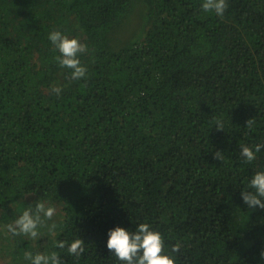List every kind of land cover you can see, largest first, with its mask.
Wrapping results in <instances>:
<instances>
[{"label":"trees","instance_id":"16d2710c","mask_svg":"<svg viewBox=\"0 0 264 264\" xmlns=\"http://www.w3.org/2000/svg\"><path fill=\"white\" fill-rule=\"evenodd\" d=\"M200 3L0 0V264L37 250L120 264L107 229L141 221L181 243L177 264H264V209L240 196L264 149L248 164L238 148L264 141V0L222 17ZM52 29L88 45L86 78L56 63ZM37 196L57 207L55 235L6 236ZM77 236L79 258L57 247Z\"/></svg>","mask_w":264,"mask_h":264},{"label":"clouds","instance_id":"9594fccd","mask_svg":"<svg viewBox=\"0 0 264 264\" xmlns=\"http://www.w3.org/2000/svg\"><path fill=\"white\" fill-rule=\"evenodd\" d=\"M228 7V0H201L200 8L205 13H214L222 17ZM47 39L54 46L57 55L56 63L67 70L68 79L80 81L86 78L88 69L81 61V56L88 52V45L76 36H69L60 29H52ZM51 93L59 96L62 86L54 84ZM249 129L253 121L248 119L245 124ZM214 127L224 128L222 119H216ZM239 156L245 163L251 164L258 159V154L264 149V141L255 143L240 142ZM223 152H214L216 159L221 160ZM247 187L240 192L242 201L249 209L259 207L264 209V166L256 167L247 179ZM58 215L57 207L38 196L27 204L22 211L10 222L3 224L6 236H27L33 240L41 237V228L46 227L49 234L55 235L59 225L54 219ZM57 247L66 248V252L79 258L85 251V242L79 236L66 242L56 241ZM105 247L120 264H177V255L181 250V243L177 242L167 250L165 240L160 231L149 222L141 221L133 228L115 225L107 229ZM27 264H62V259L56 252L28 251L24 254Z\"/></svg>","mask_w":264,"mask_h":264}]
</instances>
